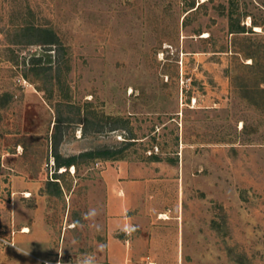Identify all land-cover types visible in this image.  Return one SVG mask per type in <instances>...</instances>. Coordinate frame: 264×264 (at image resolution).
<instances>
[{"label":"rangeland","instance_id":"374dc122","mask_svg":"<svg viewBox=\"0 0 264 264\" xmlns=\"http://www.w3.org/2000/svg\"><path fill=\"white\" fill-rule=\"evenodd\" d=\"M116 163L148 212L116 262L264 264V0H0V264H111Z\"/></svg>","mask_w":264,"mask_h":264},{"label":"crops","instance_id":"0c3cea01","mask_svg":"<svg viewBox=\"0 0 264 264\" xmlns=\"http://www.w3.org/2000/svg\"><path fill=\"white\" fill-rule=\"evenodd\" d=\"M130 169L129 165L125 163H116V165H112L103 171V177L107 184L105 204L107 229L106 258L111 264L117 262L125 264L127 256L138 258L139 254L143 253V250L144 253L149 252L151 255L158 253L160 250L158 249L157 239L154 235H149L148 237L134 235L131 241L125 238L124 246L128 247L126 249L127 252L125 251L121 261H115V246L117 250L123 246V241L117 238L116 233L118 231L130 232L131 228L134 227L133 221L143 217L147 219L148 214V212H144L143 210L139 211L140 213L136 211L137 205L135 203L139 202V197L142 196V193L136 186L137 180H129L128 176H126V173ZM124 186L128 189L122 190ZM117 187L119 188L116 189ZM163 214L167 218V215L161 212V215ZM149 263L156 264L153 261Z\"/></svg>","mask_w":264,"mask_h":264},{"label":"trees","instance_id":"16d2710c","mask_svg":"<svg viewBox=\"0 0 264 264\" xmlns=\"http://www.w3.org/2000/svg\"><path fill=\"white\" fill-rule=\"evenodd\" d=\"M236 22H233V23H230V29H231V32H244V25H240V24H236ZM254 25H257V23L254 21L253 22ZM49 36H48V41L49 43H52L54 42L53 38H54V34L53 33H47ZM116 154V152H113L111 150H101V151H93V152H89L87 153L86 155H95L96 157H104V158H107L109 160H113L114 158H122V157H114ZM75 162V158L74 157H70V158H67L63 161H58V165L61 166V165H66V166H70L72 164H74Z\"/></svg>","mask_w":264,"mask_h":264},{"label":"clouds","instance_id":"9594fccd","mask_svg":"<svg viewBox=\"0 0 264 264\" xmlns=\"http://www.w3.org/2000/svg\"><path fill=\"white\" fill-rule=\"evenodd\" d=\"M97 215L96 210L92 209L88 213L85 214L86 219H94ZM79 264H97V259L94 254H90L86 256L82 261L79 262Z\"/></svg>","mask_w":264,"mask_h":264},{"label":"bare ground","instance_id":"6f19581e","mask_svg":"<svg viewBox=\"0 0 264 264\" xmlns=\"http://www.w3.org/2000/svg\"><path fill=\"white\" fill-rule=\"evenodd\" d=\"M163 216H164V218H166V216L164 214H163ZM23 231L24 232H27L28 231V228L27 227L23 228Z\"/></svg>","mask_w":264,"mask_h":264}]
</instances>
